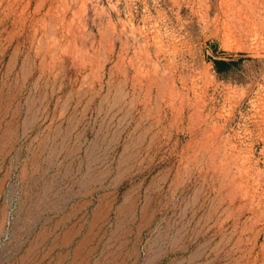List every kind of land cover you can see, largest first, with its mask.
<instances>
[{
  "label": "rangeland",
  "instance_id": "374dc122",
  "mask_svg": "<svg viewBox=\"0 0 264 264\" xmlns=\"http://www.w3.org/2000/svg\"><path fill=\"white\" fill-rule=\"evenodd\" d=\"M0 264H264V0H0Z\"/></svg>",
  "mask_w": 264,
  "mask_h": 264
},
{
  "label": "trees",
  "instance_id": "16d2710c",
  "mask_svg": "<svg viewBox=\"0 0 264 264\" xmlns=\"http://www.w3.org/2000/svg\"><path fill=\"white\" fill-rule=\"evenodd\" d=\"M215 63H224V60H215Z\"/></svg>",
  "mask_w": 264,
  "mask_h": 264
},
{
  "label": "water",
  "instance_id": "95a60500",
  "mask_svg": "<svg viewBox=\"0 0 264 264\" xmlns=\"http://www.w3.org/2000/svg\"><path fill=\"white\" fill-rule=\"evenodd\" d=\"M215 45L214 44H211V47L213 48Z\"/></svg>",
  "mask_w": 264,
  "mask_h": 264
}]
</instances>
